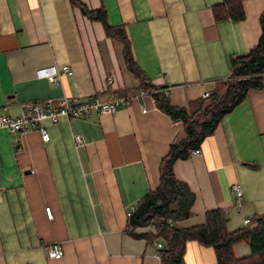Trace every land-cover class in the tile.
Masks as SVG:
<instances>
[{
	"label": "crops",
	"instance_id": "0c3cea01",
	"mask_svg": "<svg viewBox=\"0 0 264 264\" xmlns=\"http://www.w3.org/2000/svg\"><path fill=\"white\" fill-rule=\"evenodd\" d=\"M79 1L104 11L149 82L187 110L228 79L232 58L255 47L264 9V0H243L244 18L235 21L214 18L222 0ZM120 35H107L70 0H0V115L17 116L22 104L46 98L105 101L143 91L125 65ZM64 65L68 72L56 83L36 75ZM136 96L111 114L45 122L48 142L36 128L24 135L0 128V264H161L159 240L130 233L153 227L131 228L129 219L156 189L169 146L185 133L150 93ZM173 173L195 195L191 215L176 228L201 225L214 209L225 212L229 232L263 216L264 88L249 90L198 150L174 162ZM56 243L63 255L47 258L45 248ZM249 254L247 243L233 246L235 258ZM183 261L217 264L214 250L196 241L186 243Z\"/></svg>",
	"mask_w": 264,
	"mask_h": 264
},
{
	"label": "trees",
	"instance_id": "16d2710c",
	"mask_svg": "<svg viewBox=\"0 0 264 264\" xmlns=\"http://www.w3.org/2000/svg\"><path fill=\"white\" fill-rule=\"evenodd\" d=\"M243 0H222L212 8L214 18L241 20L244 18ZM78 5L92 20L100 21L107 35L114 36L119 31L109 26L102 9L88 10L79 0H70ZM261 35L257 44L245 56L231 59V72L227 80L219 83L207 98H201L197 108L187 110L172 106L166 95L152 85L133 60L127 38L119 37L124 44L123 59L127 69L139 81L140 88L150 93L156 106L173 120H180L184 138L171 144L159 166V181L155 190L149 191L134 208L129 219V227H153L154 232L130 233L146 240H159L162 250L161 264H184L186 243L196 241L211 247L217 264H264V215L253 218V225H246L229 232L227 216L223 210L214 209L205 213L203 224L184 229L174 226L177 220L191 215L195 195L185 182L175 178L173 164L177 160L190 157L198 150L206 137L211 136L220 119L240 103L251 89L264 88V9L260 14ZM245 242L250 254L235 258L233 246Z\"/></svg>",
	"mask_w": 264,
	"mask_h": 264
},
{
	"label": "built area",
	"instance_id": "2783aa9c",
	"mask_svg": "<svg viewBox=\"0 0 264 264\" xmlns=\"http://www.w3.org/2000/svg\"><path fill=\"white\" fill-rule=\"evenodd\" d=\"M68 66L64 65L61 68L56 66H49L40 68L36 71L38 77L46 78L51 83H56L59 76L68 72ZM112 84V80H108ZM143 91L136 95L140 96ZM112 94L108 100H101L95 96H89L86 99L79 97H61V98H46L39 102H27L21 105L20 112L17 116L0 115V128L6 129L10 133H18L19 135L26 134L32 128H36L41 136L43 142H48L50 137L44 123L50 124L58 123L62 118L68 120L84 119L93 113L111 114L118 110L120 107L129 103L132 98L137 96ZM211 95L209 91L202 94V98H207ZM74 141L77 145L83 142L80 135L74 136ZM196 151V150H195ZM194 152V151H192ZM230 190L233 195L240 199L242 196V188L238 183L230 185ZM46 216L52 217L50 207H45ZM248 223V220H244ZM155 246L161 249L162 242L156 241ZM46 256L49 259H59L63 255L61 244L56 243L45 248Z\"/></svg>",
	"mask_w": 264,
	"mask_h": 264
}]
</instances>
